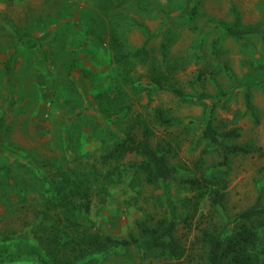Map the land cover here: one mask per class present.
Listing matches in <instances>:
<instances>
[{
	"label": "rangeland",
	"instance_id": "1",
	"mask_svg": "<svg viewBox=\"0 0 264 264\" xmlns=\"http://www.w3.org/2000/svg\"><path fill=\"white\" fill-rule=\"evenodd\" d=\"M228 1L0 0V264L50 258L43 226H35L46 211L45 191L63 168L86 170L101 143L130 132L166 152L173 179L148 183L129 157L109 192L78 216L102 233L142 239L143 224L169 216V186L185 255L134 245L83 263L207 264L206 232L231 233L260 196L264 206V37L230 34L223 21L231 16L219 5ZM144 46L147 62L117 61ZM160 108L174 124H159ZM209 120L220 134L238 129V138L221 140L250 152L224 164L203 137ZM48 214L47 224L57 211Z\"/></svg>",
	"mask_w": 264,
	"mask_h": 264
},
{
	"label": "trees",
	"instance_id": "2",
	"mask_svg": "<svg viewBox=\"0 0 264 264\" xmlns=\"http://www.w3.org/2000/svg\"><path fill=\"white\" fill-rule=\"evenodd\" d=\"M229 33L241 36L244 31L229 28ZM117 45V35L112 36ZM163 53L166 55L167 44L163 43ZM117 61L126 64L129 62L149 60V51L144 46L135 52L122 53L116 57ZM153 80L163 85L160 73L151 71ZM174 92L183 98L190 97L181 88H173ZM249 108L253 109L250 94L247 95ZM156 119L160 125L170 126L175 118L168 117L163 109H157ZM144 132L150 134L145 124ZM1 136V133H0ZM221 136L226 139L238 138L240 131L232 129L220 134L213 122L209 120L203 130V137L210 145L222 152L223 163H229L230 156L239 153H249L250 149L240 144H225ZM104 149L98 156L89 159L86 170L78 166L63 168L59 176L45 191L46 211L42 212L41 221L36 227L43 226V236L48 246L50 258L42 257L41 264H87L82 260L87 255L96 252H106L112 248L129 250L136 245L146 252L169 256L173 259H182L185 249L176 237L179 207L174 202L169 186L166 188L167 203L170 214L156 225L143 224L141 227L142 239L131 233L129 237H117L93 229L86 225L78 216L80 211L90 212L96 194H107L110 186L117 181L116 176L123 175L122 165L129 157L136 158L133 164L136 174H143L148 183L168 185L174 177V167L169 163L165 151L154 147L147 139L138 138L134 133H126L120 140L111 145L101 143ZM130 158V159H132ZM196 181V180H193ZM261 196L251 207L242 211L238 216L235 229L228 234L207 233L208 251L207 264H264V206ZM56 210L47 224L49 212ZM45 231V232H44Z\"/></svg>",
	"mask_w": 264,
	"mask_h": 264
},
{
	"label": "crops",
	"instance_id": "3",
	"mask_svg": "<svg viewBox=\"0 0 264 264\" xmlns=\"http://www.w3.org/2000/svg\"><path fill=\"white\" fill-rule=\"evenodd\" d=\"M227 4L219 2V5L224 6L231 16L228 22L223 21L227 30L237 28L244 31L241 36L234 35L239 38L248 35L264 37V20L260 18L264 16V0H229Z\"/></svg>",
	"mask_w": 264,
	"mask_h": 264
}]
</instances>
